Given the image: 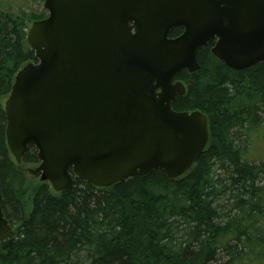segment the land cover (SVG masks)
<instances>
[{
  "label": "water",
  "instance_id": "water-1",
  "mask_svg": "<svg viewBox=\"0 0 264 264\" xmlns=\"http://www.w3.org/2000/svg\"><path fill=\"white\" fill-rule=\"evenodd\" d=\"M27 44L37 63L16 75L5 102L6 139L28 172L60 193L77 178L109 188L162 170L187 173L209 143L206 116L176 112V76L210 51L242 71L264 62V0H45ZM183 33L170 38L172 28ZM0 244L15 236L2 209Z\"/></svg>",
  "mask_w": 264,
  "mask_h": 264
},
{
  "label": "trees",
  "instance_id": "trees-1",
  "mask_svg": "<svg viewBox=\"0 0 264 264\" xmlns=\"http://www.w3.org/2000/svg\"><path fill=\"white\" fill-rule=\"evenodd\" d=\"M46 17L0 0L2 209L16 232L0 245V264H264V161L242 138L264 128V62L237 71L208 48L197 72L177 76L187 94L173 109L201 111L211 134L184 176L156 170L103 189L76 178L56 193L28 174L39 164L33 146L20 165L12 157L4 107L17 73L37 62L28 29Z\"/></svg>",
  "mask_w": 264,
  "mask_h": 264
},
{
  "label": "rangeland",
  "instance_id": "rangeland-1",
  "mask_svg": "<svg viewBox=\"0 0 264 264\" xmlns=\"http://www.w3.org/2000/svg\"><path fill=\"white\" fill-rule=\"evenodd\" d=\"M7 3L10 4L13 10L23 9L25 12H37L40 13L44 10V2L41 0H6ZM244 141V145L246 148H250L256 158V161H264V128L259 133H252L249 138L242 137ZM242 252V248L239 253ZM224 258V263L230 259L227 253H224L222 256Z\"/></svg>",
  "mask_w": 264,
  "mask_h": 264
}]
</instances>
